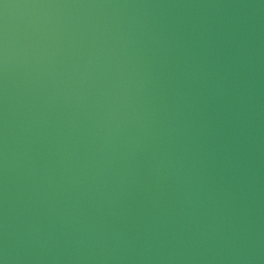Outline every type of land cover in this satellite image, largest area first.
<instances>
[{
    "label": "water",
    "instance_id": "1",
    "mask_svg": "<svg viewBox=\"0 0 264 264\" xmlns=\"http://www.w3.org/2000/svg\"><path fill=\"white\" fill-rule=\"evenodd\" d=\"M0 264H264V0H0Z\"/></svg>",
    "mask_w": 264,
    "mask_h": 264
}]
</instances>
